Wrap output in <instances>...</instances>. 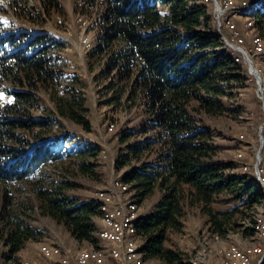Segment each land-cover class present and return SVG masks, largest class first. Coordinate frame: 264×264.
<instances>
[{
	"label": "trees",
	"instance_id": "1",
	"mask_svg": "<svg viewBox=\"0 0 264 264\" xmlns=\"http://www.w3.org/2000/svg\"><path fill=\"white\" fill-rule=\"evenodd\" d=\"M85 1L99 12L89 55L98 62L96 79L112 94L108 103L124 97L143 108L142 122L120 134L115 161L120 172L147 153L152 156L122 182L140 204L161 194L136 225L143 259L190 264L186 255L168 247L170 235L181 232L187 209L198 208L208 217L211 233L225 238L239 208L264 201L257 182L228 174L234 166L215 160L212 135L198 126L196 116L222 115L224 99L246 76L215 29L209 0ZM254 1L246 16L264 32V0ZM64 48L47 34L0 36V240L9 263L19 264L26 245L43 238L30 224L35 210L78 243L99 244L101 203L71 196L79 187L64 179L68 174L97 180L100 157L98 146L63 132L64 121L92 131L86 83L64 72V61L55 53ZM45 96L51 108L41 105ZM29 191L32 204L20 198ZM221 196L228 198L225 204L239 206L216 211Z\"/></svg>",
	"mask_w": 264,
	"mask_h": 264
},
{
	"label": "rangeland",
	"instance_id": "2",
	"mask_svg": "<svg viewBox=\"0 0 264 264\" xmlns=\"http://www.w3.org/2000/svg\"><path fill=\"white\" fill-rule=\"evenodd\" d=\"M215 1L222 8L221 28L218 26ZM230 1H234V6L226 8V0H209L215 15V29L219 34L224 35V44L226 39L236 45L235 49L240 48L239 50L247 53L257 71V76L250 72L247 61L239 53L227 49L231 55L233 54V58L235 56V64L243 69L246 80L243 85L231 91L232 96L224 99L226 110L222 115L208 117L201 113L196 116L199 120L198 126L208 130L212 135L211 143L218 150L215 160L231 163L234 169L228 174L244 177L246 175L257 182L264 191V52L261 54L260 51L255 50L259 39L262 41L264 50V32L256 31L252 26L253 22L246 16L248 9L253 7L254 0ZM98 16L99 12L94 3L91 5L85 0H0V36L21 31L32 35L47 34L65 45L64 49L55 53L64 61V72L79 76L86 83L92 131L86 133L81 127L64 121L63 132L76 137V142L84 140L98 146L100 153L97 180L65 174L68 178L64 179L74 182L79 187L70 192V195L80 200L97 201L98 192L112 191L117 197L119 196L123 205L129 202L135 203L138 207L136 212L142 217V215H148L153 206L159 202L161 194L157 192L141 204L134 202L135 192L131 186L123 184V178L132 168H139L143 163L151 162L152 156L147 153L141 162L133 161L130 166L120 172L115 169V161L119 154L120 134L136 128L142 122L143 108L139 105L131 106L124 97L119 102L109 104L112 94L107 95L104 91L106 84L96 79V76L100 74L98 62L91 60L89 54L97 41ZM234 23L237 25V31L232 27ZM6 88L10 90L9 85ZM41 105L52 107L46 96L43 97ZM33 116H40V113L34 112ZM112 125H115L113 130H111ZM54 173L56 174L57 171ZM64 179L61 178V180ZM117 182H123L124 187L117 186ZM20 198L31 204L35 202L31 191L24 192ZM218 199L214 205L216 211L230 212L236 209L233 208L234 206H239V203L225 204L224 201H228V198L224 196ZM238 210L240 213L236 214L235 221L229 226V233L225 238H221L211 233L208 217L204 216L198 208L187 209L183 228L180 233L170 235L168 247L186 255L189 262L196 258L199 251L207 252L206 257L211 264L219 262L231 246L245 250L253 248L256 254L255 260H261L264 257V201L252 209L239 208ZM97 221H101L99 225V231H101L104 226L103 219L100 218ZM236 223L241 226L236 227ZM30 224L41 231L43 238L26 245L23 255L18 256L19 264H39L40 255L46 264L43 253L52 246L62 247L64 251L67 250L75 257L86 251L101 252L105 255V257L101 255V259L110 261L108 252L103 248L104 244L99 231L97 233L99 244L94 247L87 242L78 243L63 226L51 218L40 215L38 210L32 212ZM248 228L250 232H247ZM136 242L138 245L143 244L140 237L136 239ZM6 252L7 248L0 240V264H14L5 259ZM143 258L141 254L136 264H163L159 261L147 262Z\"/></svg>",
	"mask_w": 264,
	"mask_h": 264
},
{
	"label": "bare ground",
	"instance_id": "3",
	"mask_svg": "<svg viewBox=\"0 0 264 264\" xmlns=\"http://www.w3.org/2000/svg\"><path fill=\"white\" fill-rule=\"evenodd\" d=\"M216 7H218V26L221 28L220 17L223 13H220L222 12V8L217 2ZM225 44L232 51L236 50L241 55H245L250 69L253 70L250 72L254 75L256 73L257 75V71L253 67L252 61L247 53L243 50H239L240 48L235 49L236 45L231 44L226 39ZM255 50L260 51L261 54L264 52L260 39L255 45ZM114 126H111V130H113ZM116 185L124 187L123 184L119 182H117ZM97 201L102 205L101 219H103L104 224L99 232V236L104 244L103 248L108 252L110 261L102 260L101 255L103 254L101 252L91 251V253H88L86 251L82 254L80 253L78 257H75L73 254L68 253L67 250L64 251L62 247L52 246L43 253L46 264H136V260L142 254L140 251L141 245L137 244L138 241L136 242V239L139 238L138 235H136V225L140 220V215L136 212V209H138L137 205L133 202L123 205L119 196L117 197L112 191L98 192ZM206 255V251H199L196 258L190 260V264H211ZM103 256L105 257V255ZM255 258L256 254L253 248L245 250L237 246H231L224 253L222 260L213 264H264L261 261L264 257L258 261H256Z\"/></svg>",
	"mask_w": 264,
	"mask_h": 264
},
{
	"label": "built area",
	"instance_id": "4",
	"mask_svg": "<svg viewBox=\"0 0 264 264\" xmlns=\"http://www.w3.org/2000/svg\"><path fill=\"white\" fill-rule=\"evenodd\" d=\"M227 1V6H226V8H230V6H234V1H230V0H226ZM214 5H215V8H218V7H216V3H214ZM220 14H222V13H220ZM232 27L234 28V30H236L237 31V25H236V23H234V25H232ZM234 51H236V50H234ZM236 53H239L238 51H236ZM240 54V53H239ZM241 55V54H240ZM242 57H244L245 58V60H247V57H245V55H241ZM255 76H257L256 75V73H255ZM261 93L263 94V92H262V89H261ZM264 110V109H263ZM262 261V263H264V259L263 260H261Z\"/></svg>",
	"mask_w": 264,
	"mask_h": 264
},
{
	"label": "crops",
	"instance_id": "5",
	"mask_svg": "<svg viewBox=\"0 0 264 264\" xmlns=\"http://www.w3.org/2000/svg\"><path fill=\"white\" fill-rule=\"evenodd\" d=\"M97 224H98V227H99V225L101 224V221H99V222L97 221ZM42 245H47V244H42ZM42 245H41V246H42ZM41 246H40V247H41ZM39 250H40V248H39ZM23 252H24V251H21V252L19 253L18 256H19V257L22 256V255H23V254H22ZM34 258H35V257H34ZM32 260H34V259H32ZM38 263H39V264H44V259L41 257V255H40V261H39Z\"/></svg>",
	"mask_w": 264,
	"mask_h": 264
},
{
	"label": "water",
	"instance_id": "6",
	"mask_svg": "<svg viewBox=\"0 0 264 264\" xmlns=\"http://www.w3.org/2000/svg\"><path fill=\"white\" fill-rule=\"evenodd\" d=\"M250 71L252 72L253 70H252V69H250Z\"/></svg>",
	"mask_w": 264,
	"mask_h": 264
}]
</instances>
